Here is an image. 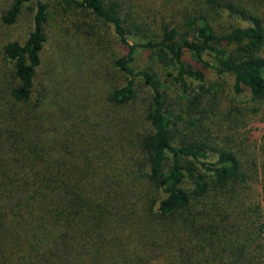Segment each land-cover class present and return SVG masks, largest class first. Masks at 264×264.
Here are the masks:
<instances>
[{"label":"trees","instance_id":"obj_1","mask_svg":"<svg viewBox=\"0 0 264 264\" xmlns=\"http://www.w3.org/2000/svg\"><path fill=\"white\" fill-rule=\"evenodd\" d=\"M166 1L0 0V264H264V0Z\"/></svg>","mask_w":264,"mask_h":264},{"label":"rangeland","instance_id":"obj_2","mask_svg":"<svg viewBox=\"0 0 264 264\" xmlns=\"http://www.w3.org/2000/svg\"><path fill=\"white\" fill-rule=\"evenodd\" d=\"M166 1V0H165ZM187 2L191 3V0H186ZM168 2V1H166ZM29 8V6H27ZM26 28V23L24 22H17L11 29L10 32L14 35L20 36L23 34L24 29ZM17 36V38H18ZM62 38H64L67 42L73 44L75 43L76 45L78 44V41L81 42L80 40V35L76 32H69L66 35L61 34ZM111 35L109 34V38ZM76 41V42H75ZM134 69H140V68H146L147 66H152L154 68V71L156 74L161 78L164 79L163 75V70L162 68L155 66L148 58L146 55V51H139L136 53L135 59L131 65ZM10 79V64L6 62V64L0 62V94L2 93L3 90H6V82L9 81ZM207 81L210 83H214L220 86L221 92V103L225 104L228 103L230 100V82L229 80L224 79L223 77H217L213 76L211 73L208 74L207 76ZM166 87L170 85V83L167 81L165 82ZM173 88V87H171ZM167 94L174 99V92L171 89H168ZM246 126H252L254 127L257 136L260 134L261 129H262V123L259 120L258 115L255 116H249L247 119V125Z\"/></svg>","mask_w":264,"mask_h":264}]
</instances>
